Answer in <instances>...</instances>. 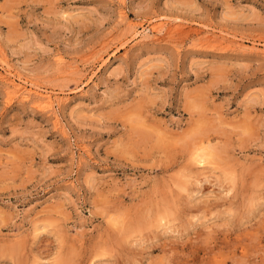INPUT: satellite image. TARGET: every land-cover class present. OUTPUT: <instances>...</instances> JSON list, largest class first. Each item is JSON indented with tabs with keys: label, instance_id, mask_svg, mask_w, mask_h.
I'll return each mask as SVG.
<instances>
[{
	"label": "rangeland",
	"instance_id": "rangeland-1",
	"mask_svg": "<svg viewBox=\"0 0 264 264\" xmlns=\"http://www.w3.org/2000/svg\"><path fill=\"white\" fill-rule=\"evenodd\" d=\"M0 75V264H264V0H0Z\"/></svg>",
	"mask_w": 264,
	"mask_h": 264
},
{
	"label": "bare ground",
	"instance_id": "bare-ground-1",
	"mask_svg": "<svg viewBox=\"0 0 264 264\" xmlns=\"http://www.w3.org/2000/svg\"><path fill=\"white\" fill-rule=\"evenodd\" d=\"M154 31L158 32V33H161L163 32L165 29L167 30V33L168 34H172V33H175V32H178L180 31L181 27L175 25V26H169L167 27L164 22L163 23H158V24H154L152 25L151 27ZM5 68V66H4ZM7 69V68H6ZM10 69V68H9ZM8 70V69H7ZM2 72V71H1ZM8 72V71H7ZM10 74H13L11 73V71H9ZM6 73V72H5ZM2 74V73H1ZM9 74V76H10ZM5 75V74H3ZM8 75V74H7ZM0 77H2V75H0ZM7 77V76H5ZM13 78V77H12ZM10 77H8V81L10 83V86H11V89L9 91H13L11 93L13 94H19V95H23L25 98H30L33 94L37 95V100H39L38 102H40L41 104L45 105V106H52L55 99H53L54 97H52L51 95L45 93V94H41L39 93V91L37 90H34V89H28L25 85L17 82L15 79H12ZM19 78V77H18ZM6 79V78H5ZM7 80V79H6ZM9 86V85H8ZM9 86V88H10ZM36 87V86H35ZM51 94V93H50ZM12 96H15V95H12ZM37 102V101H35ZM57 102V101H56ZM39 107L41 106L39 103H38ZM42 105V106H43ZM55 106V105H53ZM44 107V106H43ZM50 108V107H49ZM48 108V109H49Z\"/></svg>",
	"mask_w": 264,
	"mask_h": 264
}]
</instances>
